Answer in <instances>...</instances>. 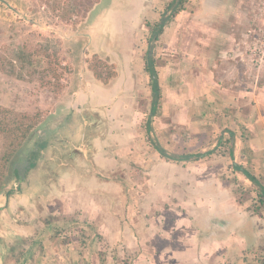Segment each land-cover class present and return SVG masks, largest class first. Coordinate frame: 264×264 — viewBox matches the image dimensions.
Listing matches in <instances>:
<instances>
[{
	"label": "rangeland",
	"instance_id": "rangeland-1",
	"mask_svg": "<svg viewBox=\"0 0 264 264\" xmlns=\"http://www.w3.org/2000/svg\"><path fill=\"white\" fill-rule=\"evenodd\" d=\"M114 1L100 0L73 23L54 18L39 0H0V59L12 57L23 42H42L55 47L60 59L75 68L70 83L58 95L38 81L16 79L0 71V105L18 111L39 110L38 127L54 130L57 117L65 110L74 73L85 66L84 58L90 55L89 25ZM140 1L135 0L134 5ZM176 1L148 0L139 5L134 12L137 20L125 22L106 46L120 64L124 55L131 56L134 80L111 119L95 126L94 133H102L104 138V149L94 153L101 165L91 154L80 156L73 151L82 161L71 166L79 179L66 185L57 183L59 157H68L77 150L74 146L83 148L80 143L85 144L56 131L41 137L33 132L15 157L14 169L15 164L28 160L31 148L46 140L45 148H37L35 165L25 167L21 192L15 189L14 179L5 183L4 191H26L30 205L13 211L17 221L8 218L12 214L2 213L0 264H264L263 227L253 238L243 236L246 240L239 238L237 225L228 227L227 232L220 224L208 227L212 222L209 210L220 207L237 210L232 216L239 213L240 224L245 218L243 210L251 208L254 196L248 192L250 181L232 170L226 138L233 134L234 161L250 159L256 175L264 174V56L251 50L264 36V0H224L211 4L213 7L202 0H186L185 10L170 17ZM109 13L111 17L116 14ZM161 17L166 24L155 40L144 21L155 22ZM146 51L157 62L162 89L161 114L150 116L147 130L143 126L150 108L143 62ZM222 51H226L225 57L220 56ZM214 59L225 60V67H230L221 79L213 67ZM214 88L223 94L217 96ZM218 142V153L199 162L176 164L159 152L180 156L212 149ZM2 146L0 135V153ZM55 157L56 163L49 161ZM174 173L187 179L168 181ZM234 176L246 190V201L240 205L235 185L226 179ZM48 179L52 183L55 179L53 189L51 182L46 183ZM111 181L117 186L111 187ZM186 181L187 185L181 184ZM209 182L221 187L222 201L202 195ZM31 186L38 189L32 195L27 190ZM5 197L9 196L0 192V202ZM34 200L39 208L33 207ZM211 230L221 243L226 242L219 250L208 249ZM222 256L223 261H218Z\"/></svg>",
	"mask_w": 264,
	"mask_h": 264
},
{
	"label": "trees",
	"instance_id": "trees-1",
	"mask_svg": "<svg viewBox=\"0 0 264 264\" xmlns=\"http://www.w3.org/2000/svg\"><path fill=\"white\" fill-rule=\"evenodd\" d=\"M42 5L52 13L54 18L64 22H72L75 17L84 18L93 6L100 0H39ZM186 0H177L171 7L170 17H174L179 11L185 10L184 3ZM170 20V19H168ZM167 20V21H168ZM74 23V21H73ZM166 24L165 18L161 17L158 21H144L148 28L150 36L158 40L163 33V26ZM48 42V40H47ZM30 45V46H29ZM88 70L92 76L103 85L109 84L117 75L116 64L108 56H101L98 53H92L84 58ZM144 71L148 75V86L150 95V108L146 120L143 123L145 129L150 128V116H159L162 111V92L158 83V73L156 70L157 62L150 51L143 55ZM0 71L16 79L38 81L41 87H46L55 95H58L66 86L63 79L75 71L74 66L70 63H64L55 47L49 46L48 43L35 42L30 44L22 43L12 57H2L0 59ZM41 121V112L18 111L0 105V135L2 136V151L0 153V192L5 196L13 194L12 190L4 191L5 183L10 179L17 182L16 190L21 192L20 183L23 181L17 174L16 169L12 167L15 157L23 149L26 141ZM230 145L229 156L232 159L231 167L234 172H238L250 181L248 189L254 193L251 202V208L254 212L264 211V174L256 175L252 164L246 162H236L233 160V134L225 139ZM47 145L46 140L38 142L37 148L43 149ZM218 142L212 149L200 152H185L180 156H170L164 152L161 156L172 161H201L208 159L213 154L218 153ZM37 148L29 150L28 169L35 164L34 161L39 157ZM264 161V157H263ZM235 185L236 202L243 204L246 201V190L242 188V182L237 177L228 178Z\"/></svg>",
	"mask_w": 264,
	"mask_h": 264
},
{
	"label": "crops",
	"instance_id": "crops-1",
	"mask_svg": "<svg viewBox=\"0 0 264 264\" xmlns=\"http://www.w3.org/2000/svg\"><path fill=\"white\" fill-rule=\"evenodd\" d=\"M134 1L135 0H115L113 6H117L122 2L124 3V6L127 4H131L132 7L126 9V7L122 6L123 4H121L122 7H118L117 9H115L111 5L110 8L104 9L99 15H97L92 20V23H90L89 25V27L91 28H88L86 32V38H87L90 54L98 53L102 55H107L111 59L113 58L114 56L113 54H115V52L111 51L110 48L106 46L116 36L117 33H120L121 28L125 26V22L130 21V23H132L135 22V20H137V16L134 14V12L138 9L139 5H143L148 0H141L137 5H134ZM111 11H114L116 13L114 14V17L110 16L109 12ZM212 52L214 53L215 51H213L212 49ZM225 55H226V51L220 54L221 57H225ZM123 60L124 61L122 62V64H120L121 61H119V58L118 61L113 60L117 66L118 75L107 85H103L102 83L97 81L92 76V73L88 70L86 64L85 66H82L74 73L75 80L73 87L71 88L70 94L67 100L65 101L64 104L65 110L61 116L59 115L57 117L56 123L54 124L53 127L54 130L52 129L51 131H56V133L61 132L63 133V135L70 137L72 141L74 140L77 141L80 139L82 142H84L85 145L80 143L83 148H81L80 146H74V148L77 150L73 149L70 153L67 154L68 157L64 156L60 158L58 156L60 161L58 162V165H60L59 167L60 171L58 173L59 177L56 180L57 183L61 185L62 184L66 185V183L68 182L71 183L72 181L79 179V176L74 174V169H72L71 166H77L82 164L80 156H85L87 153L91 154L93 161L96 164L99 163L98 160L100 159L99 155L98 154L95 155L94 153L104 149L103 147L101 148L102 139L104 141V138L101 137L102 133H94L95 126H97L100 123L102 124H104L105 122L107 123V120L111 119L110 116L112 117L115 111H117L118 103L125 99L126 96L125 94L128 92L126 88H128V85L130 84L132 87V83L134 80L133 75L130 72L131 56L124 55ZM224 62L225 60L218 62L216 59L212 61L213 67L218 76L217 78L219 79L222 78V76L224 75L223 73L227 69L228 70L230 69V67L229 68L225 67ZM120 65L123 68L122 70L120 69ZM219 69L223 71L222 74H219L218 72ZM70 81H71V75L68 76L67 82L65 81L66 82L65 88L67 87V83H70ZM214 91L218 93L217 96L223 94V92L219 91L218 88H214ZM84 127L85 129H83ZM43 135L44 134H42V136ZM92 148H94L95 151H92ZM99 148L101 149L99 150ZM253 149L255 152L256 151L255 148ZM73 151L75 152V154L78 153L80 155L78 159L74 157ZM263 157L264 155L262 156L261 164L264 167ZM63 159L66 162V164H68L69 167L63 166L65 165ZM113 159L114 157H112V160ZM49 161L56 163L57 158L55 157L53 160H49ZM248 161L251 163L250 159H248ZM100 162H102V160ZM173 162L177 164L180 161H173ZM181 162H189V161L182 160ZM172 177L173 178L168 181L172 182L173 180L187 179L184 178L182 173L179 174L174 173ZM226 179L228 180V182H230L228 178ZM211 180L214 181L213 178ZM52 181L54 183H52L48 179L46 183L51 182L49 183V185H52V189H53L55 186L53 185L55 184V179H52ZM184 183H186L187 185V181L181 182V184ZM188 183L189 185H191V181H189ZM114 184L116 185L115 182L111 181L110 186L112 187ZM209 184L210 186H207L206 189L204 188L203 190L204 192H202V195L206 196L207 198L212 197L222 201L221 197L224 196L223 195L224 193L223 194L220 193L221 187L220 186L216 187V184L213 182H209ZM27 190L29 193L31 192L32 195V191H36L38 189L36 187L34 188L31 186V188H28ZM190 197H192V195ZM3 201L0 202V218H1L0 238H2V213L12 214L11 216L8 215V218L13 219V221H17L18 219L16 216L13 215L14 214L13 211L15 212L19 209L25 210L28 207V205H30V196L29 194L26 193V191H23L22 193H13L9 197H5ZM35 202L36 201L34 200L33 207L39 208L40 207L39 204H36ZM218 209H219L218 211L209 210L208 213L209 216L212 218V222H210L208 227L214 226L215 223L217 225L220 224L227 232L228 227L230 228L232 225H237L238 226L237 229L240 234L239 235L240 239H245V237L253 238L256 235V230L262 227L264 229V219L261 218V215L264 216V211L262 210L256 213L252 210V208H249V210L244 208L243 213L245 214V218L239 224V220H240L239 213L238 216L235 215L232 216V214L237 213V210H230L226 207H224V209H221V207ZM216 212H218L219 215L216 214ZM212 231L213 230L209 232L211 234V237L209 238L207 236L208 249L219 250L222 245L223 246L224 244L226 245V242L221 243L219 238H217L218 235H215L217 233H215V231L213 232ZM221 235L225 236V233L223 232L221 233ZM219 260L223 261V256L221 259L219 258L218 261Z\"/></svg>",
	"mask_w": 264,
	"mask_h": 264
},
{
	"label": "water",
	"instance_id": "water-1",
	"mask_svg": "<svg viewBox=\"0 0 264 264\" xmlns=\"http://www.w3.org/2000/svg\"><path fill=\"white\" fill-rule=\"evenodd\" d=\"M47 126L42 127H36L33 132H36L39 137H41L42 134L50 133L51 130L47 129ZM32 132V133H33ZM28 160L24 159L21 164H15V168L17 169V174L19 177L24 178L25 177V167H27Z\"/></svg>",
	"mask_w": 264,
	"mask_h": 264
},
{
	"label": "built area",
	"instance_id": "built-area-1",
	"mask_svg": "<svg viewBox=\"0 0 264 264\" xmlns=\"http://www.w3.org/2000/svg\"><path fill=\"white\" fill-rule=\"evenodd\" d=\"M254 54H260L259 56L262 58L264 56V36L262 39H257L254 44L253 47L251 49ZM238 56V54H235L234 57Z\"/></svg>",
	"mask_w": 264,
	"mask_h": 264
},
{
	"label": "flooded vegetation",
	"instance_id": "flooded-vegetation-1",
	"mask_svg": "<svg viewBox=\"0 0 264 264\" xmlns=\"http://www.w3.org/2000/svg\"><path fill=\"white\" fill-rule=\"evenodd\" d=\"M203 2H204V4L205 5H207V6H212L213 7V5H211V4H216L217 3V5H218V3L220 4V3H222L224 0H212L211 2H210V5H209V3H207V0H202ZM43 140H45V139H43ZM43 140H41V141H43ZM38 152H39V150H38ZM28 164H27V169H28ZM16 171H17V169H16ZM21 178V177H20ZM23 180H24V178H22ZM22 182V181H21ZM17 183V182H16ZM18 185V184H17ZM16 188H17V186H16ZM15 188V189H16ZM13 191V190H12ZM24 252V251H23ZM23 252H21V253H23ZM16 262H19V260L18 259H16Z\"/></svg>",
	"mask_w": 264,
	"mask_h": 264
}]
</instances>
